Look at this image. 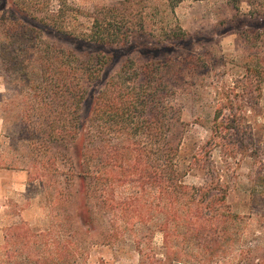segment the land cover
I'll return each mask as SVG.
<instances>
[{"label": "rangeland", "instance_id": "1", "mask_svg": "<svg viewBox=\"0 0 264 264\" xmlns=\"http://www.w3.org/2000/svg\"><path fill=\"white\" fill-rule=\"evenodd\" d=\"M23 1L27 19L43 28L41 51L69 53L74 67L108 53L112 59L95 66L99 79L79 106L88 119L83 127L93 132L87 211L63 188L79 182L74 175L64 180L77 165L73 149L46 136L77 109L69 100L72 79L31 61L8 63L10 47L0 36V264H264V157L251 155L257 140L264 154V0H183L173 7L168 0ZM95 15L107 17L113 44L78 39L90 33ZM223 97L232 104L220 118L240 113L253 127L248 154L227 158L214 146ZM116 111L120 119L100 116ZM155 127L163 130L161 141L177 147L185 184L208 186L214 174L226 188L229 212L212 260L204 249L211 242L191 239L188 227L168 232L176 249L166 250L155 185L167 180L153 168ZM141 154L148 168L134 171Z\"/></svg>", "mask_w": 264, "mask_h": 264}, {"label": "trees", "instance_id": "2", "mask_svg": "<svg viewBox=\"0 0 264 264\" xmlns=\"http://www.w3.org/2000/svg\"><path fill=\"white\" fill-rule=\"evenodd\" d=\"M181 1L183 0H168L171 7ZM28 15L30 14L25 1L0 0V36L6 41L5 43L7 47H10L8 53L5 55V59L8 63H12V60L15 59L18 63L22 61H31L34 62L36 66L46 65V68L51 67L53 73L58 74L61 78L63 77L69 81L72 79L73 93L69 100H71V104L72 102L77 104V109H72V112L68 115V111L64 106L65 101H63V110L65 112L67 111V118L64 117L62 119V125L55 129L53 133H47L46 136L48 138L49 136H52L54 141L70 145L69 148L73 149L77 158V165L76 167H71V174H69V176H67L68 178H65L64 180H67L68 182L70 181V177L74 175L78 178L79 184L76 183V189H72L71 187L74 186V184H69L66 187V184H63V188L67 189L69 192V198L74 204L79 207L81 206V209L84 208L89 211L90 209L88 207H90L89 197L91 191L89 180L93 178L90 176V165L88 163L90 147L88 145L90 144V141L87 140V137L90 136L91 133L93 134V132L90 131L88 127H83L84 124H82V122L88 119H82L79 106L85 101V97L87 96L86 91L91 83L99 79L97 68L104 66L110 61L112 55L108 53V55L95 58V60L86 59L85 61H81L82 63L78 67H74L68 58V56L71 58L69 53L57 51L55 49L54 51H57L58 53H49L48 51H41L42 47L38 48V35L43 31V28L40 29L30 22V20L27 19ZM55 19L56 18L50 21L51 27L57 26ZM107 26V17L95 15L93 17L90 33L87 35H81L78 39L87 44L96 43L111 45L113 42L110 40L108 31L106 32ZM70 37H73V34H70ZM55 65L57 67L53 68ZM95 66L98 67L96 68ZM120 77L122 76L120 75ZM120 81H122V79ZM108 85L112 86L111 84ZM118 85L120 87L119 97H122V82ZM257 99L258 96L255 103ZM64 100L66 99L64 98ZM240 102L248 104L246 103V99H243L242 97L240 98ZM228 104H232V100L228 97H223L216 106L213 118V137L217 141H214V146L220 147L224 157L235 158L237 154H248V145L250 144L249 139L250 134L253 133V127L249 125L246 115L236 112H229L226 119L222 120L220 118L222 109L225 106H228ZM111 105L113 106V103ZM132 106L133 105H131L130 102L129 107L131 108ZM249 108L253 110L251 106ZM93 110L94 109H92V112ZM154 115L155 116L152 117V119L157 120L160 113L158 112ZM100 116H104L107 120L112 116L120 119L122 112L116 111L112 114L102 112L100 113ZM78 129L83 131H78ZM137 132L138 130L135 128V134H137ZM162 134L163 130L161 127H155L153 131H150L154 147L152 149V155L155 157L153 158V168L157 171V175H159L163 182L164 179L167 180L165 185L164 183L155 185L158 188L159 204L161 206L159 214H165V224L163 228L165 230L164 232L168 234L166 236L164 235L166 250L176 249V246L169 244L168 232H172V234L175 235L176 232L181 233L179 230H182V228L186 229L188 227L191 232V239H196V237H198L211 242L204 245V249H206V256L212 260V257L221 251L217 243L219 240L218 234L220 233L222 221H225L224 217L226 213L229 212V205L226 203V188L222 187L223 185L220 183L218 176L214 174L212 175V181L208 186L202 187L201 185L185 184L182 179L185 170L182 171V169H180L176 160L178 149L177 147L172 146V144L169 145L167 142H163V140L161 141V138L163 137ZM244 140L246 143H244ZM258 141L259 140L254 142L255 144L251 151V155L260 160L262 156L264 157V154L262 155L260 153ZM193 159L197 162L199 160L198 157H193ZM148 162L149 157L145 160L143 154L137 155L134 157L132 164L134 171L139 169L145 171L148 168H146ZM103 179H106V177ZM260 179L263 180L262 177H260ZM93 183L95 184L94 181ZM99 185L100 188H103L104 190L107 186V184L102 181H99ZM95 189H97V187ZM112 216L116 218L118 217L113 213ZM114 217H111L110 222H108L109 233L113 232V226H115ZM140 222L143 223L142 221ZM146 225H150L149 227H152V229L156 226L152 220ZM173 237L174 236H172V238ZM216 245L218 247H216ZM201 247L203 246L200 245V248ZM217 258L218 257H216V259ZM179 260H181L180 257H178V261ZM210 264L227 263H220V260H212Z\"/></svg>", "mask_w": 264, "mask_h": 264}]
</instances>
